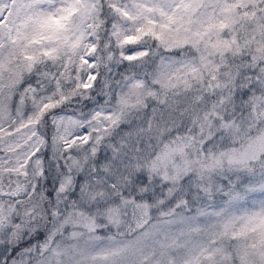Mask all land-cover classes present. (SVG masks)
<instances>
[{
    "label": "snow or ice",
    "instance_id": "snow-or-ice-1",
    "mask_svg": "<svg viewBox=\"0 0 264 264\" xmlns=\"http://www.w3.org/2000/svg\"><path fill=\"white\" fill-rule=\"evenodd\" d=\"M0 264H264V0H0Z\"/></svg>",
    "mask_w": 264,
    "mask_h": 264
}]
</instances>
